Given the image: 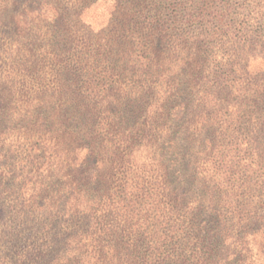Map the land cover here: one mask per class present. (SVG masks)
Masks as SVG:
<instances>
[{
    "label": "trees",
    "instance_id": "trees-1",
    "mask_svg": "<svg viewBox=\"0 0 264 264\" xmlns=\"http://www.w3.org/2000/svg\"><path fill=\"white\" fill-rule=\"evenodd\" d=\"M90 1L0 0V264H264V200L231 199L228 217L218 200L189 210L166 168L150 200L146 184L132 187L121 172L152 103L178 104L172 121L196 104L205 128L206 103L232 93L249 118L238 144L262 156L264 0L238 9L230 0H161L151 14L146 0H111L109 34L83 20ZM61 35L59 51L51 37ZM256 60L262 68L251 72ZM15 111L27 122L12 136L1 126ZM187 133L161 139L172 150ZM254 166L246 172L264 185L261 161ZM198 240L204 251L192 258L176 249ZM229 241L234 250L220 259Z\"/></svg>",
    "mask_w": 264,
    "mask_h": 264
},
{
    "label": "rangeland",
    "instance_id": "rangeland-1",
    "mask_svg": "<svg viewBox=\"0 0 264 264\" xmlns=\"http://www.w3.org/2000/svg\"><path fill=\"white\" fill-rule=\"evenodd\" d=\"M159 1L161 0L145 1L144 5L149 6L147 8L148 14L153 13V7L150 4L154 5ZM163 1L168 2L169 0ZM247 1L249 0H230L236 9L241 4H244V6L255 5V2L249 4ZM90 3L89 9L83 14V20L95 33L109 34L112 31L109 26L112 23L110 12L113 2L111 0H91ZM46 24L48 23H43L42 25L45 26ZM251 29L253 27H250ZM94 37L98 38L100 35L96 34ZM48 39H44L42 43L50 45ZM51 40L59 51L63 48V35L57 37L56 40H53L51 37ZM57 42L58 44L56 45ZM43 44L40 46H43ZM37 46H39V43ZM93 48L94 46H92ZM124 61L123 63H128L127 59H124ZM93 67L95 68L96 66ZM260 67L262 68L261 61L259 60L249 65L251 72L256 71ZM121 73L122 79H124L123 81H128L130 79L129 75L131 74L130 64H126L125 71ZM221 97L224 100L220 103H206L207 107L204 109L207 113H204L203 116L208 117L209 120L208 124H205V128H203L204 124H202L200 119L201 107H195L196 104H194L193 115L189 118H184L182 121H172L173 117L171 114L175 111L178 104L164 103V106H162V103H152L153 107L151 105L148 106L147 119L140 123V126H144L145 130L140 133V137H138L135 143L136 147L131 148L132 154L128 159L127 157L124 158V161H128V163L125 162L121 166L123 167L121 169L123 180L128 181L132 187L135 184H139L140 186L146 184L144 185V189L148 190V192L144 197L150 200L152 195L157 193L158 186H162L164 168H166L168 173L171 172L172 175L171 177L167 175V178H170L168 182L173 183L171 187L182 186L187 190L188 193L184 198L189 210L193 209L195 203L198 201L208 203L211 200H218L220 201L218 209L226 217L230 215L229 206L226 205L231 199L236 204H242L244 200H247V202L251 201L253 202V206L257 201L264 200V185L259 183L261 179H257L256 176L247 173L245 170V166H251V172L256 171L257 169L254 165L258 161H261L262 167H264V146L262 147L263 150L261 149V152H263L262 156L259 154V159H257L258 154L252 147L238 144L246 143V125L249 118L244 114L241 103L246 102L235 93ZM160 106L164 109L162 110L163 113L157 110ZM18 114L23 115V113ZM18 114L15 111L12 122H7V125L1 126L7 134L11 133L12 136H16L17 131L20 129L24 131L25 128L20 126H24L27 121L21 122L25 118H20ZM161 117H165L164 122H162ZM193 122L196 123V126ZM217 123L221 126V129H219ZM251 127L254 128L255 125ZM181 129L188 131L184 136V142L181 143V146L179 144L178 146L174 145L173 149L170 150L169 138H166V141L162 140V133L165 134L167 132L169 135L173 133L175 136ZM199 129H203L204 131L209 130V133L204 132L201 135L202 130L200 131ZM209 136H213L214 138L212 145L206 143L207 137ZM185 138L188 140L185 141ZM9 146L5 144L4 148ZM11 151L15 152L16 150L12 149ZM103 163L109 165V163ZM206 214H202V219ZM196 215L199 216L200 214L197 213ZM233 223L236 222L232 221L227 223V226ZM249 228L251 231L256 230L253 226H249ZM236 230L237 227L234 230L227 228L225 237H232L237 233L234 232ZM195 233H199V231L193 232L192 234ZM202 236V232L196 235L197 239H200ZM186 241L182 242L180 247H178L180 250L176 248L186 258H192L195 252L199 253V251H204V244L200 243V240L193 241L191 245L186 244ZM231 242H226L223 249L219 252L220 259L224 258L225 254L229 255L233 252L235 246ZM119 253L123 254L120 249Z\"/></svg>",
    "mask_w": 264,
    "mask_h": 264
}]
</instances>
